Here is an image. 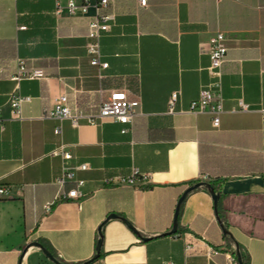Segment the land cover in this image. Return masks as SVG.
Wrapping results in <instances>:
<instances>
[{
    "label": "crops",
    "instance_id": "crops-1",
    "mask_svg": "<svg viewBox=\"0 0 264 264\" xmlns=\"http://www.w3.org/2000/svg\"><path fill=\"white\" fill-rule=\"evenodd\" d=\"M56 1L0 0V183L8 189L0 196V264H232L237 252L246 264H264V0H111L114 18L99 40L102 79L86 52L96 0L76 15H55ZM217 30L227 51L214 127L209 113L188 106L209 80ZM17 58L44 77L12 80ZM116 89L139 100L125 132L110 119L73 126L42 117L60 95L86 106L99 90ZM14 90L30 96L21 118L7 102ZM58 144L88 163L77 172L78 198L62 197L72 183L55 182L62 159L47 153ZM134 170L135 182H124ZM196 182L215 184L217 210L199 185L169 233L179 196Z\"/></svg>",
    "mask_w": 264,
    "mask_h": 264
},
{
    "label": "built area",
    "instance_id": "built-area-1",
    "mask_svg": "<svg viewBox=\"0 0 264 264\" xmlns=\"http://www.w3.org/2000/svg\"><path fill=\"white\" fill-rule=\"evenodd\" d=\"M111 0H96L94 3V15L87 23V44L86 52L89 55V62L95 65L98 69L97 75L99 79L104 77L102 72L108 64L101 60L100 54V37L110 28V23L114 16L107 11ZM141 6L147 5V0H138ZM91 6L90 0L77 2L76 0H60L56 1L54 13L60 15L63 9L70 15L86 14ZM224 34L221 30H217L208 41V58L209 64L206 67L209 80L202 85L199 94L196 98L190 100L188 111L204 112L211 115V122L214 127L219 125V116L223 111L222 102V63L224 62L227 47L225 45ZM44 77V72L38 67H29L21 58L15 61V69L10 78L16 82L22 79H34ZM179 96V91L174 90L169 94L167 104L168 112H175V102ZM30 101V96L23 95L17 90H14L8 96L7 102L12 114L21 118V106L23 103ZM139 104L137 97H131L125 90H111L107 95H104L102 90H99V96L95 105H81L76 100L71 102L68 97L60 95L57 101L42 117H51L58 120L68 119L73 126H78L82 122L88 124H97L106 119H110L126 125L122 132L128 130V126L135 114V109ZM240 109H247L248 105L241 100L239 101ZM60 126L54 129L55 134L60 133ZM50 156H57L62 159V167L55 182L63 187L67 183H72L73 186L62 193L63 198H78L80 196L79 188L83 184V180L77 177V172L86 170L88 163L84 161H73L74 156L65 144H58L52 147L48 153ZM138 175V171L134 170L130 175L126 176L123 181L133 184ZM8 189L0 185V196L7 193ZM52 202L44 204V209L49 210ZM209 252L216 254L218 251L209 248ZM232 264H238L235 256H231ZM163 264H174L171 261H165Z\"/></svg>",
    "mask_w": 264,
    "mask_h": 264
},
{
    "label": "water",
    "instance_id": "water-1",
    "mask_svg": "<svg viewBox=\"0 0 264 264\" xmlns=\"http://www.w3.org/2000/svg\"><path fill=\"white\" fill-rule=\"evenodd\" d=\"M199 185H204L208 190H209V193H210V196L213 200V205H214V209L215 211L217 210V200H218V197H219V194L213 189V187L211 186L210 183L208 182H196L190 186H188L182 193L181 195L179 196L178 200H177V204H176V208H175V212H174V217H173V225H172V228L170 229L169 233H174L175 230H176V226H177V216H178V211H179V206H180V203L182 202V200L184 199V197L186 196V194L192 190L193 188L199 186ZM113 217H116V215L114 213H111L108 215L107 218H113ZM126 222V221H125ZM128 226L129 223L126 222ZM219 224H220V227L222 229V232L224 234H227L229 233L228 230L225 228V226L223 225V223L221 221H219ZM98 233H99V238L97 239V242H96V252L94 254V258L98 257L99 256V250H100V246H101V230H100V226L98 227ZM147 237H144V239H146ZM33 245L35 246H39L42 250V252L50 259V260H53L52 258V255L51 253L49 252V250L44 247L40 242L38 241H34L32 243ZM237 263L238 264H243L242 262V259H241V256L239 254V252H237Z\"/></svg>",
    "mask_w": 264,
    "mask_h": 264
},
{
    "label": "trees",
    "instance_id": "trees-1",
    "mask_svg": "<svg viewBox=\"0 0 264 264\" xmlns=\"http://www.w3.org/2000/svg\"><path fill=\"white\" fill-rule=\"evenodd\" d=\"M211 184V186L213 187V189L215 190L216 189V186H215V184L214 183H210ZM0 185H2L3 186V184L2 183H0ZM242 262H243V264H246V260L243 258L242 259Z\"/></svg>",
    "mask_w": 264,
    "mask_h": 264
}]
</instances>
